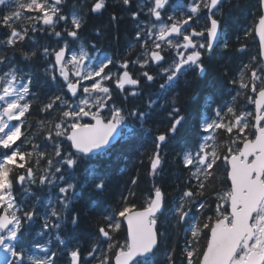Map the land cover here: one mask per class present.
<instances>
[{
	"label": "snow or ice",
	"instance_id": "1",
	"mask_svg": "<svg viewBox=\"0 0 264 264\" xmlns=\"http://www.w3.org/2000/svg\"><path fill=\"white\" fill-rule=\"evenodd\" d=\"M227 3L250 11L258 55L228 80L231 101L219 90L203 98L197 138L180 160L190 172L180 194L170 204L154 182L138 210L130 188L115 203L104 200L108 175L92 162L117 143L151 136L149 174L161 177L164 150L186 121L181 93L198 98L188 74L204 79L205 56L218 44L230 47L226 0H119L133 28L129 52L139 48L135 59L106 49L103 27L85 37L87 21L103 16L111 0H0V264H160V217L187 226L183 264H264V0ZM121 19L109 16L117 43ZM241 97L255 110L237 106ZM136 99L144 103L130 106ZM161 111L162 124L155 122ZM218 162L230 188L213 208ZM86 188L97 199L84 217L74 206ZM86 221L95 231L80 233ZM175 257L172 248L163 264Z\"/></svg>",
	"mask_w": 264,
	"mask_h": 264
},
{
	"label": "trees",
	"instance_id": "2",
	"mask_svg": "<svg viewBox=\"0 0 264 264\" xmlns=\"http://www.w3.org/2000/svg\"><path fill=\"white\" fill-rule=\"evenodd\" d=\"M188 1L184 0V3ZM236 2L237 0H231L232 5ZM254 2L255 0H239V3L242 5L253 4ZM224 12L225 19L229 25L230 47L226 51L221 46H218L211 56H205L208 74L204 79L196 80L193 73L188 74L187 79L193 82V90L198 98L196 100L189 99L188 97L191 95V92L181 93L180 104L183 114L186 115V121L184 122V127L179 130L175 140L164 150L166 156L161 177L153 181L152 176L149 174L148 153L151 152L152 148L151 136H142L139 140L132 142V146H129L130 142L117 143L110 153L98 157L92 162L98 165L97 170L99 172L108 175V186L104 200L115 203L120 199L121 194H127L126 189L130 188L135 191V196L130 197V200L135 203L137 209H141L142 206L146 205L154 182L162 187V190L166 193V199L170 204L180 194L181 189L184 188L185 181L190 172L183 168L180 160L185 145L195 141L197 138L199 131L197 126L198 110L202 106L203 98L208 94H212L215 97L219 90V93L223 95L225 100L231 101L235 92L228 85V80L238 74L242 62H246L252 55H258L259 52V44L253 31L254 20L250 11L245 10L244 12H240L231 10L226 0ZM112 13L122 17L119 22L118 35L120 39L118 43L112 39V34L116 32V29L109 22V16ZM96 27H103L107 34V39L103 41L106 49H115L119 52L127 51L128 46L134 43L133 28L128 18V13L123 11L119 6V0H111V6L103 16L87 21V26L84 30L85 37L91 36L92 31ZM246 31H253V34L244 36ZM237 35L241 37L243 44L247 46L245 53H240L236 50L241 46L235 39ZM136 50L139 51L138 46L130 51L131 55ZM129 59H132V57ZM181 83L183 84V81ZM148 91L154 92L156 88H150ZM143 103L142 99H136L130 103V106ZM235 103L237 106H242L243 110L253 111V104H248L242 97L238 98ZM155 122L163 123V111L156 115ZM32 123H35V119ZM224 142L225 137L218 136L217 143L223 145ZM218 163L219 167L216 169L214 188L209 199V203L212 204L213 208L218 196L230 188L229 181L226 180L225 165L223 162ZM84 178L81 175V179L83 180ZM132 178H138V182L134 186L130 184ZM43 195L46 199L47 193L45 192ZM95 199H97L95 193L90 188H86L74 207L80 211L82 216L86 217V209L90 206L91 201ZM156 227L162 234L160 236V264H163L167 253L172 248L176 250V264H183L184 256L182 250L185 246L186 237L184 233L187 232V226L176 228L169 224L166 217H160ZM93 231H95V227L87 223V221L81 225L80 233L86 234ZM32 235L34 236V232ZM126 235V227L123 225L121 232L117 233V237L123 242ZM206 245L207 230H204L199 240V249L203 251Z\"/></svg>",
	"mask_w": 264,
	"mask_h": 264
},
{
	"label": "flooded vegetation",
	"instance_id": "3",
	"mask_svg": "<svg viewBox=\"0 0 264 264\" xmlns=\"http://www.w3.org/2000/svg\"><path fill=\"white\" fill-rule=\"evenodd\" d=\"M123 53H127L128 54V58L132 57L133 59L136 57V52L134 51L131 55V53L129 52V46H128V49L127 51H122Z\"/></svg>",
	"mask_w": 264,
	"mask_h": 264
},
{
	"label": "water",
	"instance_id": "4",
	"mask_svg": "<svg viewBox=\"0 0 264 264\" xmlns=\"http://www.w3.org/2000/svg\"><path fill=\"white\" fill-rule=\"evenodd\" d=\"M256 37H257V40H258V42H259V46H260V38H259V35L258 34H256ZM230 182V181H229ZM126 225V224H125ZM126 228H127V225H126Z\"/></svg>",
	"mask_w": 264,
	"mask_h": 264
},
{
	"label": "rangeland",
	"instance_id": "5",
	"mask_svg": "<svg viewBox=\"0 0 264 264\" xmlns=\"http://www.w3.org/2000/svg\"><path fill=\"white\" fill-rule=\"evenodd\" d=\"M188 2H189V1H188ZM188 2H187V3H188Z\"/></svg>",
	"mask_w": 264,
	"mask_h": 264
}]
</instances>
